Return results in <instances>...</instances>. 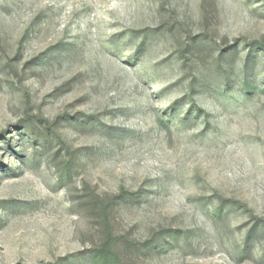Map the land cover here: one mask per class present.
I'll list each match as a JSON object with an SVG mask.
<instances>
[{"label":"rangeland","instance_id":"rangeland-1","mask_svg":"<svg viewBox=\"0 0 264 264\" xmlns=\"http://www.w3.org/2000/svg\"><path fill=\"white\" fill-rule=\"evenodd\" d=\"M106 228L116 264H264V0H0V264Z\"/></svg>","mask_w":264,"mask_h":264},{"label":"trees","instance_id":"trees-1","mask_svg":"<svg viewBox=\"0 0 264 264\" xmlns=\"http://www.w3.org/2000/svg\"><path fill=\"white\" fill-rule=\"evenodd\" d=\"M123 195H130V193H128L125 190H120V193L117 196H115L112 200L114 201L116 198H120ZM105 210H106L105 206H102V209L100 211L102 217L105 216ZM113 244H114V239L112 238L111 234L109 233L108 229L106 228L103 244L93 251V254L91 256V261L94 264H116V262H117L116 256L112 250ZM157 247H158V245L156 243L155 248H157Z\"/></svg>","mask_w":264,"mask_h":264}]
</instances>
